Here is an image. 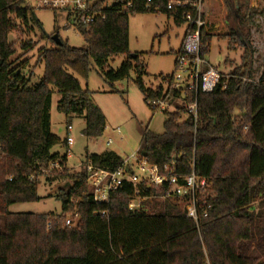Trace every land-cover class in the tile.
Segmentation results:
<instances>
[{"label":"trees","instance_id":"trees-1","mask_svg":"<svg viewBox=\"0 0 264 264\" xmlns=\"http://www.w3.org/2000/svg\"><path fill=\"white\" fill-rule=\"evenodd\" d=\"M145 1L134 0L122 11L127 0H113L103 9L105 19L77 26L85 48L60 38L56 44L41 34L49 46L39 49L42 77L32 83L34 73L25 72L28 60L14 55L8 35L15 20L33 22L34 11L24 7L23 0H0V264H264V70L257 83L242 82L243 77L254 78L246 24L253 11H241L240 0H223L228 31L216 37L203 34L208 48H201L202 69L209 65L206 55L214 38L226 40L228 52L240 48L238 63L226 73L218 70L220 80L210 92L187 89L180 103L174 90L169 97L173 108L162 113L163 131L145 129L136 152L159 167L174 163L172 171L180 177L193 168L206 180L199 195L206 214H200L197 223L178 206L180 198L160 186L141 187V197L148 200L139 211L128 209L133 192L129 182L107 203L97 204L87 188L85 168L69 172L64 166L65 138L50 130L52 88L60 94L57 110L67 119L81 117L82 134L92 139L101 135L104 115L74 75L87 79L94 66L112 85L133 68L146 104L162 95L161 87H144L146 67L140 54L129 56L131 15L159 11L171 18L167 0H152L149 9ZM172 19L182 23L179 17ZM19 46L27 52L35 44L28 39ZM118 56L127 59L117 69L107 68ZM224 63L231 64L229 59ZM167 82L172 90V76ZM194 97L196 120H181L184 105ZM61 147L66 148L63 153ZM122 160L114 151H103L86 153L83 163L114 170ZM53 161L61 170L49 172L46 180L69 182L57 195L62 213L9 212L12 203L39 199L38 177ZM69 212L78 213L75 226L64 225Z\"/></svg>","mask_w":264,"mask_h":264},{"label":"rangeland","instance_id":"rangeland-1","mask_svg":"<svg viewBox=\"0 0 264 264\" xmlns=\"http://www.w3.org/2000/svg\"><path fill=\"white\" fill-rule=\"evenodd\" d=\"M240 4L241 11H245V13L246 10L253 11L252 14L247 15L249 18L246 24L248 29L247 41L257 53V57L252 61L253 77H256L264 70V0H240ZM206 13L207 30L214 37L228 31L223 0H206ZM33 18L35 22L29 20L27 25L15 20L8 39L15 46L14 55H22L23 59L28 60L25 72L32 71L34 75L31 82L37 83L43 72V63L38 60L39 49L49 46L48 41L41 38V34L46 37L57 33L60 39L67 41L73 47L85 48L86 44L76 27L66 26L64 15L61 13L40 8L35 9ZM128 26L129 56L140 54L139 59L146 67V74L142 76L144 87L154 89L161 87L163 91H166L168 89L167 78L172 76L175 71L176 52L182 46L186 24L177 25L165 13L153 11L131 15ZM28 39L35 46L33 49L24 52L19 44ZM240 51L238 48L236 52H228L227 41L214 38L206 59L209 65L217 67L222 73H226L233 67V63H238ZM125 59L127 56L110 59L107 68L117 69ZM130 59L134 65L133 58L130 57ZM224 59H229L231 64L224 63ZM74 77L83 89L90 91L92 103L104 115L105 127L99 137L94 139L85 137L82 134L83 119L77 115H70L67 119L63 113L58 111L57 102L60 94L55 88H52L49 109L51 132L63 140L68 134L67 123L71 125L69 132L73 139L70 147L71 156L64 165L69 172L78 170V164L84 160L86 153L98 154L103 151H114L123 159L130 158L132 154L137 152L145 129L155 133L163 131L164 115L159 111L153 112L144 102L143 95L135 84L133 68L126 79L116 81L112 85L104 79L102 72L94 66L87 79L77 75ZM185 117V113H182L181 120ZM117 129L120 133H117ZM108 140L111 141L110 144H106ZM65 150L64 147L59 148L61 153ZM42 174L38 177L37 195L39 199L12 203L8 206L9 212L62 213L61 201L57 195H59L60 189L58 187L63 182L47 181L46 177L48 178L49 173L42 172ZM178 206H182V202H179ZM72 213L69 212L68 215ZM1 228L2 217L0 216V230Z\"/></svg>","mask_w":264,"mask_h":264},{"label":"built area","instance_id":"built-area-1","mask_svg":"<svg viewBox=\"0 0 264 264\" xmlns=\"http://www.w3.org/2000/svg\"><path fill=\"white\" fill-rule=\"evenodd\" d=\"M152 0L145 1V8L149 9ZM113 0H23L22 5L35 11V9H51L57 13L64 15L66 26L72 25L87 26L96 20L105 19L103 9L110 6ZM134 0H127L122 7V11L128 10L133 6ZM166 10L170 12L171 18L179 17L182 23L186 24V33L180 48L176 54L175 71L172 75V90L162 91V95L155 99L147 100V105L153 111L163 113L171 110L173 107L169 103V97L174 90H178L179 96L177 101H181L186 96V90H194L201 92H210L218 84L221 74L217 67L208 65L202 69L205 60L201 56V48L203 46V34H209L207 30V13L206 0H167ZM254 46V44H253ZM255 47V46H254ZM257 53L254 52L252 59ZM261 74L254 78H242V82L250 81L257 83ZM185 116H192L194 120L197 117V102L194 97L185 105ZM68 134L65 137L67 146L66 156H71L70 147L73 143L72 137L69 135L71 125H67ZM117 133H120L117 129ZM108 140L106 144H110ZM3 154L0 146V156ZM78 167H84L87 176L86 184L91 194L92 200L97 204L107 203L111 196L119 191L124 182L133 185V192L128 201V209L131 211H139L145 209L144 202L147 197H141L140 189L143 185L160 186L167 190V193L173 194L180 198L182 208L187 215L196 223L200 214H206L205 201L199 203V195L207 187L205 179L199 178L192 168L190 174L180 177L172 171L174 163L169 167L164 165L159 167L156 164L149 163L145 158H140L134 153L130 158L122 160V163L114 170L100 168L91 162H79ZM58 161H53L43 173H49L53 170L60 171ZM171 168V170H170ZM78 213L73 212L66 216L64 225L75 226Z\"/></svg>","mask_w":264,"mask_h":264},{"label":"water","instance_id":"water-1","mask_svg":"<svg viewBox=\"0 0 264 264\" xmlns=\"http://www.w3.org/2000/svg\"><path fill=\"white\" fill-rule=\"evenodd\" d=\"M49 36L56 44H60V40H59V37H58L57 33H53V34H51ZM68 187H69V182L65 181V182L61 183L58 188L63 189V190H67ZM78 221H79V218L76 219L75 225L78 223Z\"/></svg>","mask_w":264,"mask_h":264},{"label":"crops","instance_id":"crops-1","mask_svg":"<svg viewBox=\"0 0 264 264\" xmlns=\"http://www.w3.org/2000/svg\"><path fill=\"white\" fill-rule=\"evenodd\" d=\"M69 157H70V156H69ZM69 157H68V158H69ZM68 158H67V160H68Z\"/></svg>","mask_w":264,"mask_h":264}]
</instances>
